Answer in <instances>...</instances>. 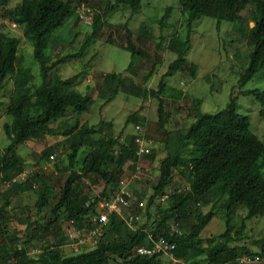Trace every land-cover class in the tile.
<instances>
[{
    "label": "trees",
    "instance_id": "trees-1",
    "mask_svg": "<svg viewBox=\"0 0 264 264\" xmlns=\"http://www.w3.org/2000/svg\"><path fill=\"white\" fill-rule=\"evenodd\" d=\"M10 0H0L5 7ZM184 16L185 32L183 37L171 36L168 48L175 58L168 63L156 89H149L158 99L159 124L164 126L163 100L159 97L164 85V77L178 70L186 69L194 76L197 65L187 63L185 54L191 47L192 22L201 16L216 19L218 27L222 20H228L240 28L241 11L249 7L251 26H247L251 48L248 51L246 67L239 74L242 85L257 72L264 74V0H177ZM76 0H20L8 11L10 19L23 25V35L33 46L34 59L39 66V84L30 91L27 84L33 79L29 66L19 61L17 54L19 39L0 31V90L4 81L11 75L13 89L9 97L7 110L10 122L3 123V130L8 143L0 154V174L4 179L12 175L3 172L7 167H15L16 159L10 155L16 146L25 141L52 131L50 123L57 120L68 109L81 113L93 103V97L87 92L79 91L74 83L80 73L68 77L53 74L58 62L75 53L62 55L52 59L49 53L52 32L62 26L64 21L75 14ZM141 0H112L107 2L105 9H113L122 4L136 11ZM104 12L95 11L91 22V32L81 48L87 46L90 38L96 36L102 28ZM250 33V34H249ZM131 52V59L139 53L132 43L130 32L126 37V46ZM131 65V61L128 64ZM148 74H152L148 73ZM115 76L108 73L105 76ZM122 82L118 77L115 86L107 95L111 100L117 93ZM251 94L260 103L259 114L264 117V89L250 88L240 91ZM144 95V92L142 93ZM200 99L193 100V119L184 130L165 131V156L159 164V179L153 186L154 193H161L167 185L174 169L185 176L187 185L174 190L168 196L169 205L162 216L153 224L140 227H129L122 218L111 213L104 226V233L93 248L73 254H62L60 240L45 246L39 253H28L36 237L45 226L51 227L58 219L62 223L67 217H80L92 212L93 200L90 190L81 181V177L90 174L101 176L105 183L100 193L109 194L116 187L117 172L127 166L134 170L137 163L133 137L120 141L118 135L107 138H93L94 127L83 123L80 126L65 130L69 137L68 161L72 166L59 188L55 201L49 205V197L53 189L49 183L40 179L37 171H32L24 181L13 182L3 191L4 198L0 204V261L4 264H158L163 252L150 255L133 252L140 245L151 244L149 233L163 235L175 242L170 264H194V258L204 255L208 264H238L235 258L243 253H251V249L235 241L243 237L244 220L264 213V139H260L250 128V120L246 114L237 110V96H230L225 105L214 111L207 112L199 108ZM143 121L144 115L137 112L128 114L125 122ZM87 146L89 151L83 157L78 168H73L80 147ZM51 148L42 150L43 156L50 154ZM89 177V176H88ZM40 181L35 206L39 212L48 206L49 218L46 223L32 220L25 223L21 234L9 231L6 219V207L9 196L31 187L32 182ZM135 184L131 183L132 190ZM224 196L222 206L225 228L223 231L202 238L201 229L215 215L214 202L203 212L200 204ZM76 201H81L77 206ZM245 208L238 227L232 223V214L237 206ZM62 208L65 215L61 214ZM140 207L134 201L132 209L136 212ZM64 215V216H62ZM169 221L179 225L171 229ZM23 222V221H22ZM136 222V221H135ZM259 252H264V236L255 241ZM258 252V251H254ZM168 255V254H167Z\"/></svg>",
    "mask_w": 264,
    "mask_h": 264
},
{
    "label": "rangeland",
    "instance_id": "rangeland-1",
    "mask_svg": "<svg viewBox=\"0 0 264 264\" xmlns=\"http://www.w3.org/2000/svg\"><path fill=\"white\" fill-rule=\"evenodd\" d=\"M19 1L10 0L7 6H0V31L18 37L17 54L19 61L29 66L33 73V79L27 84L30 91H33L40 82L39 66L34 59L33 46L23 35V25H14L8 13ZM76 1L84 2L94 11L104 12L102 28L96 36L90 38L86 47L81 48L91 32V23L83 22L76 12L68 17L62 26L52 32L49 53L52 59L70 53L77 55L58 62L52 73L65 78L79 72L74 86L81 92L91 94L94 101L81 113L68 109L65 114L50 123L52 131L17 145L10 156L16 159L18 164L15 167H7L3 172L10 175L21 169L37 171L40 179L49 183L53 189V194L49 197V205H52L63 179L72 168L68 161L70 148L68 133H65L67 128L87 123L94 127L91 136L95 139L118 133L129 138L138 132L136 124H140L144 135L151 140V150L143 157V163L137 162L144 175L149 177L141 179L132 189L133 201L140 207L137 209L138 219L133 227L148 226L155 223L169 205L168 199L160 200L161 193H171L187 185L185 176L174 169L164 190L150 200L154 193L153 186L159 179L160 161L167 151L164 143L165 131L184 130L188 126L195 112V98L200 99L201 110L214 112L225 105L231 94L236 95L237 110L249 117L251 130L260 139H264V117L259 114V101L251 94L240 92L250 88L264 89V74L259 71L242 85L238 81L239 74L246 67L248 51L251 48L247 32V26L252 25L249 7L241 11L242 20L238 25L240 28L228 20H222L217 27L216 19L211 16H201L193 20L191 47L185 56L187 63L194 62L197 69L194 76L183 69L164 77V85L159 94L163 100L165 117L164 126H161L157 112L158 99L149 89L157 90L159 79L167 69L168 63L175 58V54L168 48L169 38L175 35L183 37L185 32L184 16L177 0H141L136 11L125 4L113 9L108 5L105 9L107 2L112 0ZM128 32L133 45L139 51L132 59L131 52L125 47ZM130 61L131 65L128 67ZM151 72L152 74H148ZM108 73L116 75L105 76ZM118 77L122 79L119 89L111 100H107V95L115 86ZM12 89L13 81L11 75H8L0 90V154L9 141L2 125L11 121L7 106ZM133 112H137L139 116L144 115V122L138 119L126 123L127 115ZM44 148H51L47 157L41 154ZM88 151L87 146L80 147L73 168H78ZM51 154H54L53 159ZM128 169L124 166L122 171L117 172L115 179L127 176L130 172ZM88 176H85V179L90 182L91 187H86L93 197L102 191L105 181L99 175ZM34 182L36 187L27 186L9 196L6 219L10 232L21 234L25 223L32 220L46 223L49 218L48 206H44L39 212L36 209L35 201L40 181ZM3 190H0V204L4 198L1 193ZM223 199L224 196L200 204L201 210L205 212L214 202L215 210V215L201 229L202 238L224 230V208L221 205ZM75 203L77 206L81 205V201ZM64 212L65 209L62 208L61 214L65 215ZM244 216L245 208L238 205L232 214L235 228ZM169 226L175 229L179 225L169 221ZM242 234L243 237L235 242L249 247L253 252L259 251L255 241L264 236V213L245 219ZM58 240L61 243V253L67 255L69 247L64 245L62 223L59 219L51 227L45 226L35 238L32 247L43 251L45 246ZM171 262L173 260L169 255L159 256L158 264ZM193 263L208 264L204 255L195 257ZM0 264H4V260L0 261Z\"/></svg>",
    "mask_w": 264,
    "mask_h": 264
},
{
    "label": "built area",
    "instance_id": "built-area-1",
    "mask_svg": "<svg viewBox=\"0 0 264 264\" xmlns=\"http://www.w3.org/2000/svg\"><path fill=\"white\" fill-rule=\"evenodd\" d=\"M94 13V9L90 6H86L84 2L76 3V14L83 22L91 23ZM13 24L15 25V22ZM145 105L147 106L148 102H146ZM136 128L138 132L133 136L136 147L135 154L138 158L137 162L143 163V157L151 150V140L144 135L143 128L140 124H136ZM124 138V135L118 137L120 141H123ZM51 158H54V154H51ZM32 171L33 169H22L8 179L2 178L0 174V190H3L13 182L24 181ZM145 177L149 176L144 175L143 170L136 163L134 170L128 172L127 176H121L118 179L116 187L110 190L109 194L105 195L99 193L95 198L91 197V200L94 202L91 214L65 218L62 221V230L64 245L69 247L68 254L86 251L96 246L104 233V226L108 222L111 213L119 215L129 227L133 228L135 221L138 219V213L132 209L134 193L129 188V185L131 183L136 184ZM81 181L85 185L91 187L90 182H87L85 176L81 177ZM31 185L32 187H36L35 182H32ZM169 194L170 193L166 191L161 193L159 197L160 200H166ZM148 236L151 240V244L149 246H137L133 249V252L145 255L163 252L170 256L172 255L175 242L156 233H149ZM27 252L35 254L41 252V249L31 247ZM235 262L238 264H264V252H243L235 258Z\"/></svg>",
    "mask_w": 264,
    "mask_h": 264
},
{
    "label": "bare ground",
    "instance_id": "bare-ground-1",
    "mask_svg": "<svg viewBox=\"0 0 264 264\" xmlns=\"http://www.w3.org/2000/svg\"><path fill=\"white\" fill-rule=\"evenodd\" d=\"M250 34V33H249ZM247 35V34H246ZM93 76V75H92Z\"/></svg>",
    "mask_w": 264,
    "mask_h": 264
}]
</instances>
